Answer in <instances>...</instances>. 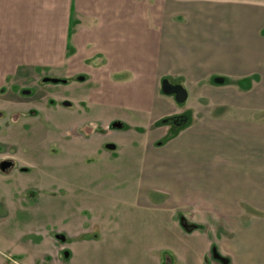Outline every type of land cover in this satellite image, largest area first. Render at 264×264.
I'll return each mask as SVG.
<instances>
[{
    "label": "crops",
    "instance_id": "0c3cea01",
    "mask_svg": "<svg viewBox=\"0 0 264 264\" xmlns=\"http://www.w3.org/2000/svg\"><path fill=\"white\" fill-rule=\"evenodd\" d=\"M45 73L73 90L81 74L94 83L79 97L99 125L106 116L147 130L138 199L172 193L173 210L190 211L189 233L173 222L182 213L168 220L173 231L156 218L155 241L170 232L178 264H264L262 115L240 122L191 102L214 93L264 99V0H0V88L3 78ZM163 80L186 90L185 107L161 92Z\"/></svg>",
    "mask_w": 264,
    "mask_h": 264
},
{
    "label": "rangeland",
    "instance_id": "374dc122",
    "mask_svg": "<svg viewBox=\"0 0 264 264\" xmlns=\"http://www.w3.org/2000/svg\"><path fill=\"white\" fill-rule=\"evenodd\" d=\"M41 76L3 78L0 88V161L15 163L12 171L0 172V264H178L168 247L171 233L164 231V242L155 241L156 218L163 217L173 231L168 220L182 213L173 222L189 233L190 211L173 210L178 198L172 193L143 192L138 199V138L147 130H130L125 121L123 128L110 130L113 122L108 125L106 116L105 123L95 122L99 118L92 105L79 97L95 86L78 81L84 75L74 80L77 90L43 83ZM63 101L73 104L63 106ZM191 102L207 113L211 109L213 116L221 110L240 122L242 117L253 121L257 114L264 121V112L259 113L264 99L214 93ZM143 201L149 205L137 206ZM162 202L168 207L163 214L151 210L150 204ZM257 213L244 211L246 216Z\"/></svg>",
    "mask_w": 264,
    "mask_h": 264
},
{
    "label": "water",
    "instance_id": "95a60500",
    "mask_svg": "<svg viewBox=\"0 0 264 264\" xmlns=\"http://www.w3.org/2000/svg\"><path fill=\"white\" fill-rule=\"evenodd\" d=\"M57 82L58 80L57 79H44V82ZM215 83L217 84H222L223 83V79H215L214 81ZM161 92L165 95H173L174 96V100L176 103L178 104H182L186 101L187 99V93H186V90L180 86V85H172L170 84L168 81L166 80H163L162 83H161ZM121 127V124H113L112 125V128H120ZM108 148L112 149L114 148L113 145H109ZM12 166V162L10 161H2L0 162V170L2 172H5L7 171L10 167ZM215 259L220 261V257L218 255H215Z\"/></svg>",
    "mask_w": 264,
    "mask_h": 264
},
{
    "label": "flooded vegetation",
    "instance_id": "af4514ba",
    "mask_svg": "<svg viewBox=\"0 0 264 264\" xmlns=\"http://www.w3.org/2000/svg\"><path fill=\"white\" fill-rule=\"evenodd\" d=\"M46 78H48V79H57L58 81L55 82V83L50 82V81H48V82H44V79H46ZM40 80H41L43 83H52V84H56V83L66 84V83H67L65 80H63V79H61V78H49V77H47L46 75L43 76V77H41ZM22 93H23V94H26V93H28V92L22 91ZM68 105H70V103H69L68 101H63V106H68ZM113 124H115V123H113ZM113 124H111V126H109V127H110L109 129H110V130L114 129V128H112V125H113ZM117 124H119V123H117ZM121 127H122V125H121ZM122 128H123V127H122ZM109 145H110V144H109ZM106 146H108V145H106ZM2 161H10V162H12V166H11L7 171H5V172H2V171L0 170L1 173H7V172H10V171H12V169L15 167V163H14L12 160L4 159V160H1L0 162H2Z\"/></svg>",
    "mask_w": 264,
    "mask_h": 264
}]
</instances>
